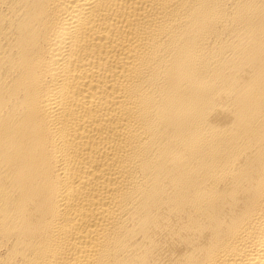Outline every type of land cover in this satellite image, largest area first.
<instances>
[{"label": "bare ground", "instance_id": "6f19581e", "mask_svg": "<svg viewBox=\"0 0 264 264\" xmlns=\"http://www.w3.org/2000/svg\"><path fill=\"white\" fill-rule=\"evenodd\" d=\"M0 264H264V0H0Z\"/></svg>", "mask_w": 264, "mask_h": 264}]
</instances>
